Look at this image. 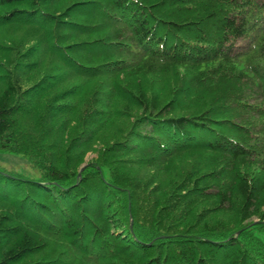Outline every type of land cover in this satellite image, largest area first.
<instances>
[{
  "label": "trees",
  "instance_id": "trees-1",
  "mask_svg": "<svg viewBox=\"0 0 264 264\" xmlns=\"http://www.w3.org/2000/svg\"><path fill=\"white\" fill-rule=\"evenodd\" d=\"M0 152V264H264V0H0Z\"/></svg>",
  "mask_w": 264,
  "mask_h": 264
},
{
  "label": "rangeland",
  "instance_id": "rangeland-1",
  "mask_svg": "<svg viewBox=\"0 0 264 264\" xmlns=\"http://www.w3.org/2000/svg\"><path fill=\"white\" fill-rule=\"evenodd\" d=\"M96 157L95 154L89 155V159ZM88 159V160H89ZM0 168L7 172H15L27 179H39V172L28 165V163L19 156L10 153L0 152Z\"/></svg>",
  "mask_w": 264,
  "mask_h": 264
}]
</instances>
